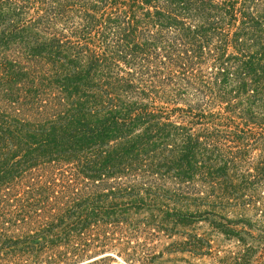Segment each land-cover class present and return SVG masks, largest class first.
<instances>
[{"label": "trees", "instance_id": "obj_1", "mask_svg": "<svg viewBox=\"0 0 264 264\" xmlns=\"http://www.w3.org/2000/svg\"><path fill=\"white\" fill-rule=\"evenodd\" d=\"M198 201L264 264V0H0V264H167Z\"/></svg>", "mask_w": 264, "mask_h": 264}, {"label": "rangeland", "instance_id": "obj_2", "mask_svg": "<svg viewBox=\"0 0 264 264\" xmlns=\"http://www.w3.org/2000/svg\"><path fill=\"white\" fill-rule=\"evenodd\" d=\"M196 187L199 188L198 183ZM202 197V194L199 195ZM216 211V210H215ZM183 212L188 215H193L184 221L182 229V238L181 242L183 243V252L169 256L172 260L167 264H216L213 260V244H219L220 249H231L234 245L231 241H223L224 237H221L222 241H217L214 243L213 239V205L207 206L206 203L198 201L196 203H187L183 208ZM211 212L208 215L203 213ZM200 215V217H198ZM246 218L249 220L256 221L253 214L250 212L246 215ZM228 220H235V215L227 216ZM192 239L196 240V249L192 250L190 244L193 242ZM209 241V248H203L202 245L206 246L204 242ZM111 251H105L104 253H99L91 255L90 257L85 258L83 261H93L100 258H105L106 264H128L123 259L118 257L115 253H109Z\"/></svg>", "mask_w": 264, "mask_h": 264}]
</instances>
